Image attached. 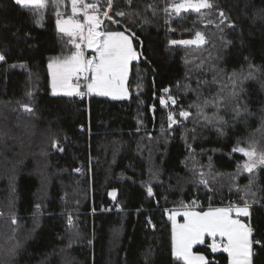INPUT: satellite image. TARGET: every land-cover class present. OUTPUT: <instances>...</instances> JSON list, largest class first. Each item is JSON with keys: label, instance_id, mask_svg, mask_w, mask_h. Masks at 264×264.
<instances>
[{"label": "trees", "instance_id": "1", "mask_svg": "<svg viewBox=\"0 0 264 264\" xmlns=\"http://www.w3.org/2000/svg\"><path fill=\"white\" fill-rule=\"evenodd\" d=\"M215 2L234 28L226 21L221 33L216 11L170 17L168 0H133L131 6L117 0V8L139 11L140 19L114 17L119 24L105 21L103 27L128 29L141 55L130 67L129 98L112 100L53 95L48 61L74 50L57 32L54 7L0 0V53L6 57L0 62V264H182L171 255L167 213L193 201L206 208L243 203L237 186L247 185L250 174L238 168L244 156L232 149L252 142L264 149V19H253L264 0ZM149 4L155 15L144 10ZM145 16L150 22L141 23ZM196 31L205 34V45L169 44L193 39ZM250 64L257 79L243 80L241 99L251 115L237 117L229 77L243 79ZM182 109L191 113L187 119L179 116ZM170 112L177 119L171 129ZM205 116L222 120L209 123ZM54 139L63 151L51 147ZM201 172L208 187L200 183ZM253 175L258 202L248 222L260 239L264 168ZM113 190L115 200L108 194ZM208 244L193 251L227 264V255ZM254 247V264H264V250Z\"/></svg>", "mask_w": 264, "mask_h": 264}, {"label": "snow or ice", "instance_id": "2", "mask_svg": "<svg viewBox=\"0 0 264 264\" xmlns=\"http://www.w3.org/2000/svg\"><path fill=\"white\" fill-rule=\"evenodd\" d=\"M49 2L55 7L56 29L62 36L67 37V43L71 45L73 51L70 54L52 57L48 61V70L51 77V90L53 95L63 94L65 96H83L85 93L80 90V84L73 83V79L79 81L83 78L86 81V88L88 94L95 93L100 96H110L113 99H126L128 97V90L125 87V82L128 78L129 63L138 59L141 55L138 53L132 43V38L126 35L125 31H114L103 27L105 21H110L112 24H119L120 21L114 17H127L133 22L140 19V12L125 11L123 8H117V0H95V2H86V0H70L71 15L65 17L60 10L62 0H14V3L20 6H35L40 9L47 8ZM128 6L133 4V0H124ZM106 4V6H104ZM153 9V5L145 6V11ZM193 10L201 13V10L207 9L216 11L218 13V23L216 27L223 33L226 21L227 27L234 28L235 25L230 22V17L225 13L223 8H220L215 0H178V2L169 3L164 9L166 13L171 16L175 14L180 16L182 12ZM153 15L155 10L153 9ZM82 16V19L80 17ZM103 17V19L101 18ZM202 20L206 19L202 15ZM264 19V7L258 9L254 14L253 19ZM150 22L145 16L141 19V23ZM167 22V21H166ZM207 23H213L212 20H207ZM134 36V33H133ZM223 40V36H221ZM205 34L201 31H196L193 39L187 40H171L170 45H194L197 48L207 43ZM230 41H224V46L230 44ZM85 48L91 49L95 55L87 57L85 55ZM6 57L0 53V62L5 61ZM247 60L248 57H245ZM199 67V65H197ZM249 73L240 79L235 74L229 77L233 88L230 93V100L235 102L233 111L235 116H240L242 113L251 115L246 102L241 99L245 92L242 87L243 80L257 79L254 71L251 70L253 66L249 65ZM222 70L217 72L220 75ZM216 77H214V81ZM260 86L264 89V80L260 81ZM166 88L164 92H168ZM167 101L172 105L177 104V99L169 95ZM167 101L164 98L160 99L161 105H166ZM205 104L208 101H204ZM199 108V105H196ZM22 107L32 112L33 109L30 104H23ZM189 107H192L190 105ZM203 114V109L200 108L198 115ZM191 113L186 110H180L179 116L187 119ZM209 123L215 120H222V117H204ZM167 127L172 128L177 123V119L173 113L167 116ZM139 131V129H137ZM163 131V127H162ZM51 147L59 149V140H53ZM233 152H240L246 157L245 162L238 166L240 170L250 174L248 184L243 188L237 186V191L242 193L240 203H230L227 207H209L207 211L190 210V205H182L184 211V223L178 224L176 221L177 212L173 211L168 215V219L172 222L171 229V255L182 264H212L208 257L204 254L193 253V245L204 244L205 237L211 238V243L208 248L211 252L216 253L222 251L227 253L228 264H254V256L257 255L254 246H259L264 250V237L256 239L254 236L255 229L251 223H244L239 219L240 217H250V208L256 200L257 192L253 191L256 185V177L253 175L258 168H264V149H258L256 142H252L248 148L234 147ZM46 155V153H41ZM79 171V169H76ZM157 173L153 172L155 176ZM205 173H199L200 183L208 187L209 181L205 178ZM234 178V177H233ZM213 180L215 177L212 178ZM213 189L209 188V191ZM13 191L15 189L13 188ZM114 200L116 199L115 190L108 193ZM147 194L149 197L153 196V189L151 186L147 187ZM195 205V201L192 202ZM39 207V205H37ZM167 211V210H166ZM234 214V215H233ZM16 218L13 215L12 223L16 224ZM71 224V217H69ZM149 224L152 221L148 220ZM154 226V225H153ZM219 238V240L217 239ZM91 243V242H89ZM71 247V242L69 244ZM15 247L9 250L10 255H15ZM149 249L146 255H151Z\"/></svg>", "mask_w": 264, "mask_h": 264}, {"label": "rangeland", "instance_id": "3", "mask_svg": "<svg viewBox=\"0 0 264 264\" xmlns=\"http://www.w3.org/2000/svg\"><path fill=\"white\" fill-rule=\"evenodd\" d=\"M86 2H90L89 0H86ZM171 2H173V0H168V4L169 3H171ZM175 2H178V0H175ZM168 6V5H167ZM204 10H207V9H204ZM189 11H193V10H189ZM201 11H203V10H201ZM65 15V14H64ZM167 15L169 16V14L167 13ZM65 17H66V15H65ZM82 17V16H81ZM80 17V18H81ZM170 17H176V15L173 13V14H171V16ZM125 34L126 35H129L127 32H125ZM130 36V35H129ZM130 38H132L131 36H130ZM133 39V38H132ZM132 43H133V40H132ZM184 46H186V45H184ZM134 47V46H133ZM189 47H196V46H194V45H189ZM135 49V48H134ZM86 50L89 52V54L91 55V57L92 56H94L95 55V53L91 50V49H87L86 48ZM139 60V57H138V59H136V60H133V61H131L130 63H129V72H128V78H127V80H126V82H125V87L127 88V90H128V87H127V83H128V79H129V75H130V67H131V65H132V63L133 62H136V61H138ZM84 80H83V78H81L79 81H76L75 80V78L73 79V83H79L80 84V90H81V86L82 85H84V82H83ZM50 84H51V77H50ZM87 89V88H86ZM93 94H95V93H93ZM61 95H63V94H58V95H55V96H61ZM96 95V94H95ZM103 97H106V98H109V99H112V100H126V99H128L129 98V91H128V97L126 98V99H113L112 97H110V96H103ZM239 154H241V155H243L242 153H240V152H238ZM245 160H246V157H244V162H245ZM208 209H206V210H201V211H207ZM173 211H175V212H177V215H176V221H177V223L178 224H182V223H184V217H183V215H182V212L184 211V209H177V210H173ZM173 211H170V212H168L167 213V219H168V215L169 214H171ZM234 215V214H233ZM239 219H241V221L242 222H244V223H249L248 222V217H240ZM168 221H169V224H170V232H171V229H172V222L168 219ZM218 240H219V238H217ZM205 240H208L209 241V244L211 243V238H209V237H205ZM197 245H202V244H196V245H193V248L195 247V246H197ZM192 251H193V249H192ZM219 252H222V251H218V252H216V253H219ZM193 253H195L194 251H193ZM222 253H224V254H226L227 255V253H225V252H222ZM196 254H199V253H196ZM227 258H228V256H227ZM227 264H228V259H227Z\"/></svg>", "mask_w": 264, "mask_h": 264}, {"label": "built area", "instance_id": "4", "mask_svg": "<svg viewBox=\"0 0 264 264\" xmlns=\"http://www.w3.org/2000/svg\"><path fill=\"white\" fill-rule=\"evenodd\" d=\"M85 55L87 56V57H91V55L89 54V52L86 50V48H85ZM84 82V87H85V91H83L84 93H85V95H83V96H77L78 98H87V96L89 95L88 93H87V89H86V81H83ZM79 173H81L83 170H84V166L83 165H80L79 166ZM90 169V168H89ZM89 169H88V171H89ZM190 206H191V209L190 210H195V211H201V210H206V209H208V208H206V207H204L200 202H196L195 203V205H193V203L191 202L190 204H189ZM184 209V208H183ZM2 216V212L0 211V217Z\"/></svg>", "mask_w": 264, "mask_h": 264}, {"label": "crops", "instance_id": "5", "mask_svg": "<svg viewBox=\"0 0 264 264\" xmlns=\"http://www.w3.org/2000/svg\"><path fill=\"white\" fill-rule=\"evenodd\" d=\"M94 2H95V0H94ZM49 5H51L52 7H54L50 2H49ZM54 9H55V7H54ZM60 10L66 15V17L69 16V15H71L70 0H62V3L60 5ZM80 19H82V17Z\"/></svg>", "mask_w": 264, "mask_h": 264}]
</instances>
